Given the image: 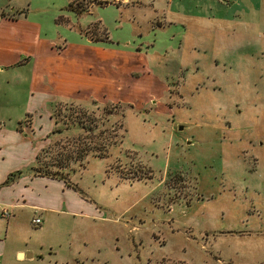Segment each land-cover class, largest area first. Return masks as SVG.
I'll return each instance as SVG.
<instances>
[{"label": "rangeland", "instance_id": "rangeland-1", "mask_svg": "<svg viewBox=\"0 0 264 264\" xmlns=\"http://www.w3.org/2000/svg\"><path fill=\"white\" fill-rule=\"evenodd\" d=\"M1 12L37 21L42 40L33 92L28 66L0 78V121L25 119L27 150L9 165L67 180L27 183L0 219V264H264V0H0Z\"/></svg>", "mask_w": 264, "mask_h": 264}, {"label": "crops", "instance_id": "crops-1", "mask_svg": "<svg viewBox=\"0 0 264 264\" xmlns=\"http://www.w3.org/2000/svg\"><path fill=\"white\" fill-rule=\"evenodd\" d=\"M40 35H41V26L37 21L28 20L26 16L16 14V12L15 13L1 12L0 14V78H6L4 81L8 82L11 78L13 79L14 76L18 74V72H14L13 70L11 74L9 73L7 75L8 72L5 71H9L10 68L28 66L29 67L28 80L31 89L32 85L37 81V78L41 76L42 68L38 57V51L42 42ZM95 49L97 51L100 50L99 48H95ZM31 92H33L32 89ZM28 98L29 100H33L35 98V94L34 95L29 94ZM24 120L18 121L15 128L13 127L14 130L13 128L10 130L5 129V123L0 121V204L1 206L9 209V211L13 207L23 206L24 203L26 204L27 201L25 200V196H29L33 192L32 188L29 187L27 183L32 184V182L35 179H38L37 177L29 178V174L26 171H24L25 175L23 174L22 177L19 178V180L16 183L10 186L3 185V183L6 181L7 177L11 173L16 172L18 170H22L27 166L30 167L34 161V160H23L24 163L14 168L10 167L8 161V160H20L19 156L15 154L16 147H20L23 150L26 149L24 147L25 137L22 133L19 132L21 129L25 128V126H23L21 129H19V126H21ZM25 185H27L26 188L24 187ZM5 193H10L14 195L13 196L10 195V197H7V194ZM17 197L21 198L22 200L21 204H18V202L13 200V198L17 199ZM31 208L34 209L36 207L32 205ZM19 254H23L24 258H18V259H25V255L29 253L18 252L17 257ZM31 256L33 257L32 254Z\"/></svg>", "mask_w": 264, "mask_h": 264}, {"label": "trees", "instance_id": "trees-1", "mask_svg": "<svg viewBox=\"0 0 264 264\" xmlns=\"http://www.w3.org/2000/svg\"><path fill=\"white\" fill-rule=\"evenodd\" d=\"M74 10V9H73ZM75 11V10H74ZM87 10H78V12H76L77 14H82V13H84V12H86ZM3 16V15H2ZM10 18H12V17H10ZM60 104H58L55 108H57L58 106H59ZM60 107V106H59ZM71 109V108H70ZM56 112V111H55ZM57 115H58V113H57ZM31 117V115L29 114V115H27L26 116V118L28 119V118H30ZM51 118H54V113L52 114V116H50ZM80 122H82L83 123V129L84 130H87V129H89V130H87L88 132H93V130H92V128L90 127V125H91V123L92 122H89V124L86 126L85 124H84V122L83 121H80ZM80 122H79V125H80ZM54 123L55 124H57V121H54ZM60 132V130H53L52 131V134H56V133H59ZM43 155L44 156H48V151L47 150H43ZM39 159H40V157H39V155L37 156V158H36V160L38 161V163H39ZM30 171L32 172V176L33 177H37V178H46V179H50V180H56V181H62V182H64V183H66V180H67V178H66V174H63V173H58V172H52L51 170H40V168H39V166H32L31 168H30ZM22 175H23V173L21 172V171H16V172H13V173H11L8 177H7V179H6V181L3 183V185L4 186H6V185H11V184H13V182L14 181H17L19 178H21L22 177ZM66 187L67 188H71V189H74L75 191H77L76 189H75V187H73V186H71V185H69V184H67L66 185Z\"/></svg>", "mask_w": 264, "mask_h": 264}, {"label": "built area", "instance_id": "built-area-1", "mask_svg": "<svg viewBox=\"0 0 264 264\" xmlns=\"http://www.w3.org/2000/svg\"><path fill=\"white\" fill-rule=\"evenodd\" d=\"M10 217H11V213H10L9 209L1 206V204H0V219L8 220ZM33 223L36 225H40L41 220L39 218H36L33 220Z\"/></svg>", "mask_w": 264, "mask_h": 264}, {"label": "water", "instance_id": "water-1", "mask_svg": "<svg viewBox=\"0 0 264 264\" xmlns=\"http://www.w3.org/2000/svg\"><path fill=\"white\" fill-rule=\"evenodd\" d=\"M181 129H182V127H179V130H181ZM31 257H32L31 254H26L25 255V258H31ZM18 258H24V255L23 254H19Z\"/></svg>", "mask_w": 264, "mask_h": 264}]
</instances>
